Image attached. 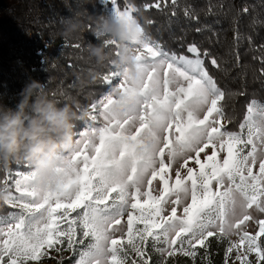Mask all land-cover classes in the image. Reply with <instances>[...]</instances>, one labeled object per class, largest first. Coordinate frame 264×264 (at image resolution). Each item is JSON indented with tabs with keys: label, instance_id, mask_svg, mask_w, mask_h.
Returning <instances> with one entry per match:
<instances>
[{
	"label": "snow or ice",
	"instance_id": "1",
	"mask_svg": "<svg viewBox=\"0 0 264 264\" xmlns=\"http://www.w3.org/2000/svg\"><path fill=\"white\" fill-rule=\"evenodd\" d=\"M162 5L168 0L143 8ZM105 43L119 56L118 44ZM130 46L136 77L109 60L102 79L119 83L84 109L86 127L60 155L57 190L39 188L23 161L0 172V264H43L53 252L57 264H177V256L212 264V239L227 241L224 264H264V102L252 98L238 113L246 93L222 88L208 70L220 62L195 43L188 54L167 51L142 29Z\"/></svg>",
	"mask_w": 264,
	"mask_h": 264
},
{
	"label": "trees",
	"instance_id": "2",
	"mask_svg": "<svg viewBox=\"0 0 264 264\" xmlns=\"http://www.w3.org/2000/svg\"><path fill=\"white\" fill-rule=\"evenodd\" d=\"M126 2L139 8L135 16L144 36L164 50L188 54L187 45L191 43L201 51L208 50L221 65L217 71L208 63L219 85L246 93L237 98L238 113L243 114L252 98L264 102V76L260 74L264 68L260 62L264 57V0H178L175 9L168 0L167 8L162 5L161 10L147 11L143 5L154 0H120L121 8ZM186 7L197 19L185 16ZM245 7L248 12L242 13ZM106 14L100 0H0V102L14 107L25 84L37 80L45 83L49 98L59 106L69 104L78 115L83 114L75 123L74 132L78 131L87 119L84 109L107 89L102 77L109 69V60L118 59L116 49L111 47L106 48L108 58L103 63H97L86 50L88 43H99L94 35L95 19ZM69 17L78 22V28L65 35L64 18ZM237 32L238 42L234 40ZM232 103L230 100L229 108ZM0 211L7 209L0 206ZM226 247L227 241L212 239V264L224 263ZM69 255L63 253L65 258ZM53 257L48 260L57 264L59 257ZM175 260L177 264H191L182 256Z\"/></svg>",
	"mask_w": 264,
	"mask_h": 264
},
{
	"label": "clouds",
	"instance_id": "3",
	"mask_svg": "<svg viewBox=\"0 0 264 264\" xmlns=\"http://www.w3.org/2000/svg\"><path fill=\"white\" fill-rule=\"evenodd\" d=\"M65 35L78 28L73 17L64 18ZM142 26L137 17L113 13L110 17L95 19L94 35L99 34V43L86 45V50L97 63L108 58L105 41L119 45V56L115 63L125 69V75H137L134 50L130 45L139 44ZM97 37V36H96ZM14 107L0 102V172L23 161L35 173L37 186L44 190H57L61 174L58 167H65L60 159L62 153L74 147L75 123L83 118L69 104L59 106L45 89V83L29 80L18 93ZM6 191L0 185V200L6 198Z\"/></svg>",
	"mask_w": 264,
	"mask_h": 264
},
{
	"label": "rangeland",
	"instance_id": "4",
	"mask_svg": "<svg viewBox=\"0 0 264 264\" xmlns=\"http://www.w3.org/2000/svg\"><path fill=\"white\" fill-rule=\"evenodd\" d=\"M101 3L104 5L105 9H106V17H110L112 14H113V9H112V5H111V0H100ZM151 42V41H150ZM119 81H113L112 85H109L107 83L106 86H107V89L104 93H102L97 99L101 98L102 95L108 93L109 91H111V88L114 87L116 84H118ZM80 129V128H79ZM84 129V127L82 128V130ZM126 219V217H125ZM249 231H254L255 230V225L253 224H250L249 225V228H248ZM233 239H236V237H233ZM69 253V252H68ZM57 253L53 252L52 253V256H56L57 258L59 257V255H55ZM235 258V254H233V259ZM253 260H254V257H251ZM50 258H45L43 260V264H53L54 261H51V260H48ZM224 264V263H223ZM236 264H239V261L236 262Z\"/></svg>",
	"mask_w": 264,
	"mask_h": 264
},
{
	"label": "built area",
	"instance_id": "5",
	"mask_svg": "<svg viewBox=\"0 0 264 264\" xmlns=\"http://www.w3.org/2000/svg\"><path fill=\"white\" fill-rule=\"evenodd\" d=\"M83 127H84V128L86 127V125H85V123H84V122H83V123H82V125L80 126V129H79L78 131H76V132H79V131H81ZM83 130H84V129H83Z\"/></svg>",
	"mask_w": 264,
	"mask_h": 264
}]
</instances>
